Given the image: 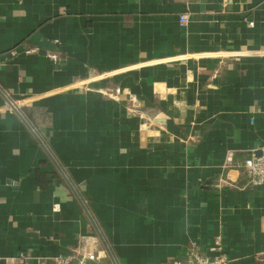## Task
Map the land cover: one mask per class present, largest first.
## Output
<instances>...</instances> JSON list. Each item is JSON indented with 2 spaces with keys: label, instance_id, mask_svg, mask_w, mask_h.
Masks as SVG:
<instances>
[{
  "label": "crops",
  "instance_id": "crops-1",
  "mask_svg": "<svg viewBox=\"0 0 264 264\" xmlns=\"http://www.w3.org/2000/svg\"><path fill=\"white\" fill-rule=\"evenodd\" d=\"M261 147L264 0H0V264H264Z\"/></svg>",
  "mask_w": 264,
  "mask_h": 264
},
{
  "label": "built area",
  "instance_id": "built-area-1",
  "mask_svg": "<svg viewBox=\"0 0 264 264\" xmlns=\"http://www.w3.org/2000/svg\"><path fill=\"white\" fill-rule=\"evenodd\" d=\"M186 15H179V24L186 23ZM253 22H249L252 26ZM260 52L258 51V54ZM245 52H237L229 54L230 57L239 59L244 56ZM13 101L8 97L6 105L11 106ZM238 167L243 171L248 179V184L252 187L261 186L264 184V147L260 148L258 155L251 154ZM211 255L204 254L198 247L192 246L188 249L185 256V262H173L170 264H228L227 256L224 253L222 240L219 235L215 236L210 247ZM95 255L86 254H70L59 255L53 259L54 264H87L89 261H94ZM36 264H44L42 261H37Z\"/></svg>",
  "mask_w": 264,
  "mask_h": 264
}]
</instances>
